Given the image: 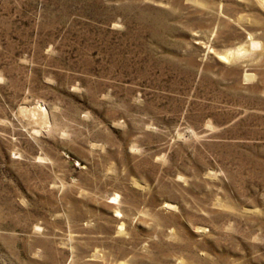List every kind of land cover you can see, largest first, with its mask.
Masks as SVG:
<instances>
[{"label":"rangeland","instance_id":"obj_1","mask_svg":"<svg viewBox=\"0 0 264 264\" xmlns=\"http://www.w3.org/2000/svg\"><path fill=\"white\" fill-rule=\"evenodd\" d=\"M0 264H264V0H0Z\"/></svg>","mask_w":264,"mask_h":264},{"label":"bare ground","instance_id":"obj_2","mask_svg":"<svg viewBox=\"0 0 264 264\" xmlns=\"http://www.w3.org/2000/svg\"><path fill=\"white\" fill-rule=\"evenodd\" d=\"M241 54H236V53H232L230 57H226L227 59H232V60H237L240 57ZM41 124H43L42 128H49L50 127V122H48L45 118H44V122H42ZM122 228V227H121Z\"/></svg>","mask_w":264,"mask_h":264}]
</instances>
